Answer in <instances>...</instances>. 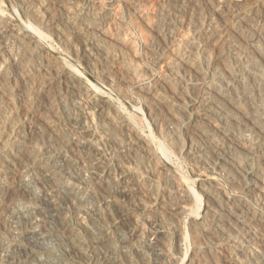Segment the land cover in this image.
I'll return each instance as SVG.
<instances>
[{
  "label": "rangeland",
  "instance_id": "rangeland-1",
  "mask_svg": "<svg viewBox=\"0 0 264 264\" xmlns=\"http://www.w3.org/2000/svg\"><path fill=\"white\" fill-rule=\"evenodd\" d=\"M263 102L264 0H0V264H264Z\"/></svg>",
  "mask_w": 264,
  "mask_h": 264
},
{
  "label": "bare ground",
  "instance_id": "bare-ground-1",
  "mask_svg": "<svg viewBox=\"0 0 264 264\" xmlns=\"http://www.w3.org/2000/svg\"><path fill=\"white\" fill-rule=\"evenodd\" d=\"M145 1V0H144ZM125 5V4H124ZM62 7V6H61ZM116 12V11H115ZM136 13V12H135ZM258 15V14H257ZM107 18V17H106ZM132 21V20H131ZM117 23V22H116ZM151 24V23H150ZM198 25V24H197ZM111 28V27H110ZM116 28V27H115ZM250 28V27H249ZM202 29V28H201ZM114 30V29H113ZM114 32V31H113ZM167 33V32H166ZM145 34V33H144ZM128 38V37H127ZM146 38V37H145ZM151 38V37H150ZM153 38V37H152ZM86 43V42H85ZM29 44V43H28ZM30 44H31V42H30ZM150 45V44H149ZM257 56V55H256ZM131 60V59H130ZM161 63V62H160ZM263 64V63H262ZM130 65V64H129ZM162 65V64H161ZM142 66V65H141ZM140 66V67H141ZM259 68V67H258ZM162 69V68H161ZM168 70V69H167ZM255 70V69H254ZM110 71V70H109ZM39 72V71H38ZM47 72V71H46ZM262 72V71H261ZM145 74V73H144ZM183 74V73H182ZM52 75V74H51ZM221 75V74H220ZM50 76V75H49ZM57 76V75H56ZM121 76V75H120ZM252 76V75H251ZM117 78V77H116ZM60 79V78H59ZM243 79V78H242ZM58 81V80H57ZM217 81V80H216ZM7 83V82H6ZM58 83V82H57ZM122 83V82H121ZM155 84V83H154ZM121 86V85H120ZM201 86V85H200ZM130 88V87H129ZM228 88V87H227ZM204 93H206V92H204ZM249 96V95H248ZM255 97V96H254ZM9 98V97H8ZM147 101V100H146ZM213 101V100H212ZM221 101V100H220ZM99 103V102H98ZM101 103V102H100ZM264 103V102H263ZM99 105V104H98ZM102 105H103V103H102ZM101 105V106H102ZM197 106V105H196ZM263 106V105H262ZM96 109H97V107H95ZM151 108V107H150ZM95 109V110H96ZM103 109V108H102ZM227 109V108H226ZM167 111V110H166ZM100 112V111H99ZM50 114V113H49ZM97 115V114H96ZM213 115V114H212ZM158 116V115H157ZM82 118V117H81ZM92 118V117H91ZM82 122V121H81ZM109 123V122H108ZM201 124V123H200ZM245 124V123H244ZM83 127V126H82ZM96 127V126H95ZM111 127H112V125H111ZM234 131V130H233ZM238 131V130H237ZM86 132V131H85ZM49 133V132H48ZM20 137V136H19ZM55 138H56V136H55ZM165 139V138H164ZM175 139V138H174ZM257 140H258V138H257ZM20 141V140H19ZM75 142V141H74ZM82 143V142H81ZM197 144V143H196ZM140 145H142V144H140ZM189 145H191V144H189ZM233 146V145H232ZM12 147V146H11ZM74 147V146H73ZM147 147V146H146ZM195 147V146H194ZM93 148V147H92ZM150 149V148H149ZM91 150V149H90ZM95 150V149H94ZM165 150V149H164ZM191 150H193V149H190V151H189V155H195V151L193 150L192 152H191ZM196 150H197V148H196ZM29 153V152H28ZM232 154V153H231ZM254 156V155H253ZM77 158V157H76ZM218 158V157H217ZM226 158V157H225ZM31 164H32V162H31ZM255 167V166H254ZM156 168V167H155ZM24 169V168H23ZM249 170V169H248ZM108 172H110V171H108ZM43 173V172H42ZM111 173V172H110ZM164 174V173H163ZM9 176V175H8ZM108 176V175H107ZM222 176V175H221ZM51 179V178H50ZM122 179V178H121ZM123 180V179H122ZM238 180V179H237ZM246 182V181H245ZM117 184L118 185H121V184H123V181H118L117 182ZM241 184V183H240ZM129 185V184H128ZM168 185V184H167ZM166 185V186H167ZM246 186V185H245ZM129 187V186H128ZM244 187V186H243ZM251 189V188H250ZM193 190V189H192ZM194 191V190H193ZM254 191V190H253ZM218 192V191H217ZM194 193H195V191H194ZM195 195H197L196 193H195ZM72 196V195H71ZM68 197V196H67ZM68 199V198H67ZM126 199V198H125ZM134 199V198H133ZM196 199V198H195ZM228 199V198H227ZM195 201V200H194ZM163 203V202H162ZM237 203V202H236ZM73 204V203H72ZM2 205V204H1ZM141 205V204H140ZM119 206V205H118ZM130 206V205H129ZM194 206H195V204H194ZM69 207H70V205H69ZM115 207V206H114ZM131 207H133V208H131ZM131 207H126V208H124V209H122L121 210V215L119 216V217H122L123 219H126L128 222L129 221H132V215H134V214H136L138 211V209H136V207L134 206V205H132ZM139 207V206H138ZM248 207V206H247ZM8 208V207H7ZM72 208V211H75L76 210V208H73V206L71 207ZM116 208V207H115ZM161 209V208H160ZM174 209V208H173ZM2 211V210H1ZM144 211H146V210H144ZM195 211V210H194ZM197 211V210H196ZM5 212V211H4ZM117 212V211H116ZM151 212V211H150ZM118 213V212H117ZM186 213V212H185ZM193 213V212H192ZM4 218V217H3ZM2 218V219H3ZM255 218V217H254ZM161 221V220H160ZM185 221V220H184ZM2 222V221H1ZM84 222V221H83ZM135 222V221H134ZM137 222V221H136ZM135 222V223H136ZM148 222V221H147ZM131 223V222H130ZM199 224V223H198ZM135 225V224H134ZM160 225V224H159ZM165 226V225H164ZM223 226V225H222ZM208 227V226H207ZM135 228V227H134ZM134 228H131V230H134ZM166 228V227H165ZM193 228V227H192ZM216 228V227H215ZM66 229V228H65ZM64 230V229H63ZM121 231V230H120ZM134 234H135V232H134ZM134 234H131L132 236H134ZM149 234V233H148ZM152 234V233H151ZM129 235H130V233H129ZM136 235V234H135ZM124 236V235H123ZM218 236H220V235H218ZM64 237V236H63ZM65 238V237H64ZM91 238V237H90ZM133 238H135V237H133ZM67 239V238H66ZM65 239V240H66ZM124 239V238H123ZM68 240V239H67ZM208 240V239H207ZM230 240V239H229ZM134 241V240H133ZM264 242V241H263ZM254 243V242H253ZM260 243V242H259ZM104 244V243H103ZM124 244V243H123ZM258 245V244H257ZM75 247V246H74ZM253 247V246H252ZM177 248V247H176ZM125 250V249H124ZM190 250V249H189ZM91 250H89V251H87V253H89ZM126 251V250H125ZM33 251H31V254H30V258L33 256V255H35L34 254V252L32 253ZM256 253V252H255ZM37 254V253H36ZM78 254L79 253H74V252H72L71 250L70 251H68V255H69V257L71 258L72 257V259H73V257H75V258H77V256H78ZM79 255H81V254H79ZM116 255V254H115ZM89 256V258H88V260H91L92 259V261H95L94 259V252H92L91 254H89L88 255ZM82 257V256H81ZM169 257V256H168ZM47 259H49V258H47ZM46 259V260H47ZM58 260V259H57ZM87 261V260H86ZM108 260H106V262H107ZM132 261V260H131ZM48 262V261H47ZM99 262V261H98ZM105 262V261H104ZM201 262V261H200ZM236 262V261H235ZM96 263V262H95ZM170 263V262H169ZM54 264V263H53Z\"/></svg>",
  "mask_w": 264,
  "mask_h": 264
}]
</instances>
